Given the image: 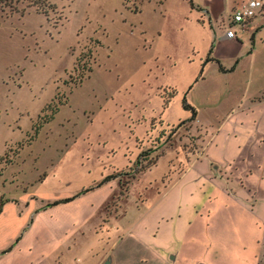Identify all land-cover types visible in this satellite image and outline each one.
<instances>
[{"label":"rangeland","instance_id":"obj_1","mask_svg":"<svg viewBox=\"0 0 264 264\" xmlns=\"http://www.w3.org/2000/svg\"><path fill=\"white\" fill-rule=\"evenodd\" d=\"M51 2L46 12L27 0L0 2V176L14 167L0 185L16 180L18 188L9 184L6 192L25 191L29 202L38 198L27 191L35 179L42 184L34 191L56 193L114 177L119 185L100 208L109 220L100 230H133L143 212L156 216L158 192L211 137L197 115L180 123L191 116L183 102L217 121L239 101H262L264 29L238 30L241 45L217 59L212 42L222 28L188 0ZM251 111L241 123L255 121L257 133L234 159L211 165L215 188L202 179L177 183L187 184L182 207L195 198L211 209L209 218L203 210L193 218L196 240L226 248L222 260L209 250L214 261L206 264L250 262L257 246V264H264V110ZM224 136L219 147L242 140Z\"/></svg>","mask_w":264,"mask_h":264},{"label":"crops","instance_id":"obj_2","mask_svg":"<svg viewBox=\"0 0 264 264\" xmlns=\"http://www.w3.org/2000/svg\"><path fill=\"white\" fill-rule=\"evenodd\" d=\"M188 1L191 8L198 9L213 27L219 26L221 19L231 11L234 0ZM262 29H264V16L254 17L246 28L256 33ZM212 43L215 53L213 57L217 59L234 46L241 45L238 36L228 39L224 38L222 32L214 36ZM237 64L238 60L235 65ZM235 65L231 66L230 71H225L229 69L225 67L219 70L221 73L231 72L235 69ZM261 98L262 101L254 99L252 104L239 101L235 107L236 112L217 121L204 120L198 117V113L196 114L197 122L211 136L203 149L204 153L201 152L198 159L189 160L185 169L180 173L176 172L173 176L174 180L172 181L171 177L169 183L163 186V190L158 192L159 198L156 201V205L162 208L159 212L157 210L154 217L149 215L150 210L143 212L135 223V229L137 225L140 226L138 231L128 228L116 235L114 233L109 235L107 230L105 232L100 230L109 221L102 218L100 208L119 185L114 177L109 180L102 178L97 184L82 187L77 191L64 190L56 193L34 191L35 186L42 184L41 180L35 179L29 184L27 191L33 192L38 198L29 202L26 201L25 191L17 189L18 192L23 193L18 195L6 192V186L9 184L18 188L16 180L1 183L0 194L4 195V199L0 204V264H206L214 261L209 250L217 254V256L213 255V258L219 257L222 260L226 255L225 247L220 244L216 252L213 248L215 243L206 247L207 241L198 242L195 238L198 226L195 225L193 218L200 216L201 210L205 212L206 218H209L211 209L206 208L207 204H202L203 199L198 200L194 197L189 209H187L189 205L182 207L181 194L186 190L187 184L185 182L182 186L178 184L182 183L183 179H191L190 183L202 179L203 185L207 184L215 188L210 177L211 165L216 168L218 160L227 162L234 159L240 143L246 137H253L257 133L255 121L251 120L247 124L249 127H244L241 120L252 112V108L261 107L264 110V92ZM260 130L264 133V128L260 127ZM222 132L225 134L224 140L231 136L235 139L237 134L242 136V140L233 144L223 142L219 147L217 138ZM222 152L223 155L217 157ZM10 168L13 169V165H9L6 169L10 170ZM5 170L3 169L1 179ZM14 176L13 179L16 178ZM171 192H173L172 197L169 196ZM68 196L74 197L62 201ZM168 196L170 199L166 201ZM202 196L206 199L210 198L204 194ZM54 202L57 203L53 204ZM198 223L202 228L203 224ZM222 232L226 233V231ZM222 239L227 242L225 238ZM187 247L193 249L189 250ZM257 247L251 254L250 262L244 259L239 264H257L259 251ZM202 260L204 262L199 263Z\"/></svg>","mask_w":264,"mask_h":264},{"label":"built area","instance_id":"obj_3","mask_svg":"<svg viewBox=\"0 0 264 264\" xmlns=\"http://www.w3.org/2000/svg\"><path fill=\"white\" fill-rule=\"evenodd\" d=\"M264 16V0H234L232 9L221 19L224 38H236L238 30L247 28L248 23L255 17Z\"/></svg>","mask_w":264,"mask_h":264},{"label":"trees","instance_id":"obj_4","mask_svg":"<svg viewBox=\"0 0 264 264\" xmlns=\"http://www.w3.org/2000/svg\"><path fill=\"white\" fill-rule=\"evenodd\" d=\"M15 1H18V0H0V2L3 4L2 6H4V5L11 6V5H13V3ZM27 1L30 3V6L34 7L38 12H46L47 8L54 6V3H52L51 0H27ZM209 59L210 58H207L206 60L208 61ZM219 69L222 70L221 67H219ZM230 70H232V67H230L229 69H226L225 71H230ZM201 71H202V68H201L200 72ZM189 88H190V86H189ZM171 96H170V98H171ZM168 100H170V99H167L164 101V106H166ZM183 107L185 109H189L191 111V116L185 120H182L180 123L193 120V118H195V116L197 114L196 109L194 107L190 106L189 104L185 103V102H183ZM36 132H38L37 129H36ZM36 132H34V133H36ZM103 180H108V178L104 177ZM73 197H69V196L65 197L62 199V201L71 200ZM56 203L57 202H54L53 204H56Z\"/></svg>","mask_w":264,"mask_h":264}]
</instances>
